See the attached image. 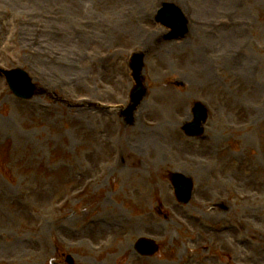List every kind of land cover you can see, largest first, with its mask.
Instances as JSON below:
<instances>
[{
    "label": "rangeland",
    "instance_id": "374dc122",
    "mask_svg": "<svg viewBox=\"0 0 264 264\" xmlns=\"http://www.w3.org/2000/svg\"><path fill=\"white\" fill-rule=\"evenodd\" d=\"M166 2L190 16L184 39L168 41L169 30L155 21ZM135 52L146 55L149 93L129 125L118 109L91 103L127 107L135 84L129 60ZM202 62L209 76L197 70ZM0 68L26 70L44 89L30 101L17 99L0 74V264H67L66 255L76 264H187L192 253L190 264H264V252L247 253L243 262L232 260L220 251L215 236L186 253L184 243L204 231L186 233L160 205L168 190L175 206L199 214L193 200L177 201L170 181L175 171L190 177L197 191L211 189L234 211L241 203L229 184L244 186L251 169L264 180V0H0ZM197 101L208 105L209 120L202 137L189 138L182 127ZM242 104L251 108L248 118H239L236 106ZM256 115L259 123L252 119ZM155 117L160 118L157 125L165 124L153 144L166 164L145 183L150 187L161 178L163 184L154 191L147 188L149 202L134 203L124 167L146 160L153 150L145 145L140 147L144 152L129 155L117 136L134 148L140 135L133 129L147 133ZM168 129L175 130L182 149L167 141ZM206 136L214 149L201 164L187 146ZM198 147L194 154L201 152ZM117 163L121 166L114 171ZM212 167L215 171L208 172ZM83 170L93 177L78 185ZM235 172L243 175L235 178ZM216 181L227 190H215ZM251 203L257 235L243 230V237L263 250L259 214L264 212L259 210L264 195ZM115 213L127 219L150 216V224L157 221L166 229L94 240L89 223ZM64 220L74 234L58 226ZM226 221L231 217L216 224ZM207 227L215 234L213 226ZM141 237L155 240L160 251L151 258L139 256L134 244Z\"/></svg>",
    "mask_w": 264,
    "mask_h": 264
},
{
    "label": "bare ground",
    "instance_id": "6f19581e",
    "mask_svg": "<svg viewBox=\"0 0 264 264\" xmlns=\"http://www.w3.org/2000/svg\"><path fill=\"white\" fill-rule=\"evenodd\" d=\"M208 2L209 0H206V3ZM174 45L177 46L179 44H170L169 46ZM202 65L203 66L198 67L197 70L201 74L209 76V67L206 66L205 62H202ZM246 75L247 73L245 72L244 77H246ZM119 79L120 77L116 76V78L113 80L115 82H118ZM256 90L258 91V88H256ZM253 92H255V90H253ZM236 108L239 114L241 115L239 116V118H248L250 116L251 108H249L248 104L237 105ZM139 117L140 115L138 116V118ZM252 119L256 123H259L260 121V117L258 115L253 116ZM159 120V117H155L153 120H151V123H149L148 121V126L146 125L145 127L147 133H140L139 129L137 130V126L135 129H133L136 134L140 135L136 137V139L133 141V143L135 144L134 148L128 143L127 139H125L124 136H117L120 149L130 152L131 154L129 155H132L133 152H137L138 154L139 152H144L140 147H143L145 145L150 146L153 150L152 156L146 157V160L138 159L134 163H131L128 167H124L125 169L123 170V172L125 175H127V179L129 181L131 189V198L134 203H136L138 200L141 201L143 204L149 202L150 198L147 194V188L150 191H154L158 188V184H163L161 178H158L157 183L154 185H150V187H147L145 183L146 176L153 174L155 170L157 171L161 169V167L166 164L163 155L157 151L153 144L154 142L159 140V130L165 128L164 123H159V125H157ZM102 122L109 123L110 120L105 119ZM167 131L169 132V136H167V141L169 140L177 149H182L183 145L178 144V136L175 130L168 129ZM108 146L109 144L106 141L104 143V147ZM197 146H199L198 149L201 152L198 154H194V149ZM187 148L190 149L194 156L197 155V158H200L201 164L208 162V157L212 154L214 149L209 136H206L198 142L190 145V147L187 146ZM120 153L122 154V158L124 156V152L120 151ZM120 166L121 164L117 163L114 171H117ZM238 174H240L241 176L243 175L241 173ZM238 174L235 172L233 177L237 178ZM257 175V172L251 169L246 173L247 181H245L244 186H242L241 182H238V180L236 187L231 183L229 184L230 193L232 194L235 200L241 203L240 209L236 211H234L231 207H228V205H225L227 203L223 201L218 195L213 193V191H210L211 189L209 188L197 191V197L194 199V204L197 207L199 214L190 210L180 209L179 207L174 205V201L170 200V191L166 190L162 192L160 205L162 206V209H165L164 213L166 214V216H169L170 219L179 227L185 229L186 233H192V230H194L195 228L204 231V236L194 237L193 241L188 240L187 244L184 243V249H192L195 248L196 245L206 246L208 236H215V238L217 239L215 240V242L220 251L223 253L226 252L227 254H225L229 255L232 260L237 258L236 260L243 262L242 260L247 258V253L249 254L251 252H264V249L261 250V246L259 244L256 246L257 250L254 247H251L255 245V241L250 240L247 243V240H245L246 237H243L245 234L243 233V230H246L247 233H253V235H257V232L254 231L258 229L256 227L257 218H253V215L256 214V212L248 208V206L252 204L251 202L264 195V180L260 178L258 179ZM77 177L79 178L78 185H81L84 182H87V180H90L93 175H91L88 170H83L77 174ZM97 182L98 181H92V184H95ZM214 184H216L215 190H227L228 188V185H224L218 181H216V183ZM138 186L139 190L142 192L137 191ZM165 189L168 188L165 187ZM77 194L78 192L74 193V195ZM259 212H264V208L259 210ZM198 215L205 217L207 219L206 222H202L203 217H198ZM136 217L137 216H133L132 218L127 219L122 213H115L112 217L102 218V220H94L93 222H90L88 228H90V231L92 232L91 235H93V239L98 242L104 239L106 236L111 237L120 235L122 233L128 235L132 232H135L136 230L161 233V231L163 232L164 229H166L163 224H160L157 221H152L153 223L150 224V216L144 218ZM230 217L231 221H226L227 223L223 225L216 224L217 222L223 220H229ZM259 217H261L260 220L263 222L264 225V213L259 214ZM260 220L259 222L261 223ZM58 224V226H63L67 229V231H69L70 233L72 232L71 234H74L72 230H69L70 224L69 222H67V220L58 221ZM208 224L209 226L214 227L215 234L208 233L205 231V229L208 228ZM191 242H193L194 244L190 247L189 244ZM244 244H246V246L248 247L244 248ZM230 253H232L233 255H231ZM191 261V263H193L194 259L192 258Z\"/></svg>",
    "mask_w": 264,
    "mask_h": 264
},
{
    "label": "water",
    "instance_id": "95a60500",
    "mask_svg": "<svg viewBox=\"0 0 264 264\" xmlns=\"http://www.w3.org/2000/svg\"><path fill=\"white\" fill-rule=\"evenodd\" d=\"M158 20L162 21L168 26L174 27L175 29L178 28L181 32V35L185 34L186 32L185 31V26H186L185 19L181 16V12L175 7L172 8L171 5L165 6V8L160 11ZM135 62H134L135 63L134 65L135 73L139 77L143 64L141 63V60L139 59H136ZM5 73L8 77L9 84L11 88L14 90V92L16 93V95L20 97H24V98H29L34 95L33 85L30 83V79L27 77V75H25L22 71L20 70H16L12 72L6 71ZM143 94H144L143 87L140 83L138 87H136V90L134 91V97L137 103L141 101ZM195 113L197 116L196 118L197 123H199L201 120L204 119L205 113H204L203 108L200 105H197L195 109ZM196 133H198L197 129L194 130V132H192V134H196ZM188 190H189V187L182 191V194H184L185 196L184 197L185 200H188L186 197V193L188 192ZM139 247L141 248L143 252H149V250L151 249V245H149V242L146 243L145 241H141ZM146 247L149 249L148 251L143 250V249H146Z\"/></svg>",
    "mask_w": 264,
    "mask_h": 264
}]
</instances>
